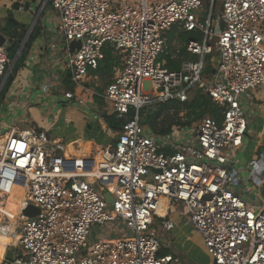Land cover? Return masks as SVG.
Instances as JSON below:
<instances>
[{"label": "built area", "instance_id": "built-area-1", "mask_svg": "<svg viewBox=\"0 0 264 264\" xmlns=\"http://www.w3.org/2000/svg\"><path fill=\"white\" fill-rule=\"evenodd\" d=\"M10 1L31 20L13 58L1 33L0 94L30 34L46 21V30L61 38L50 47L61 53L62 74L79 90L63 91L59 100L84 109L95 95L88 93L90 72L110 50L118 62L99 95L101 111L123 123L112 143L80 161L65 157L66 145L43 130L0 126V201L20 186V208L39 210L33 218L18 211L20 252L5 247L0 264H183L158 254L151 228L160 219L171 231L175 214L203 237L214 264H264V149L251 162L240 159L249 135L246 105L264 87V0H207L205 18L202 0ZM173 31L195 37L168 52ZM72 41L80 42L74 51ZM37 56L31 47L24 66ZM167 58L179 68L170 69ZM53 88L49 79L40 82L38 97ZM196 91L220 109L219 122L206 114L165 134L143 122ZM98 114L91 119L101 120ZM4 222L12 223L3 220L0 228ZM95 225L110 238L89 241Z\"/></svg>", "mask_w": 264, "mask_h": 264}, {"label": "crops", "instance_id": "crops-1", "mask_svg": "<svg viewBox=\"0 0 264 264\" xmlns=\"http://www.w3.org/2000/svg\"><path fill=\"white\" fill-rule=\"evenodd\" d=\"M0 22H5L8 14H11L13 19L22 24L17 16L22 18L29 17L16 11L10 0H0ZM4 2V4H3ZM25 25V24H23ZM26 26V25H25ZM43 28L39 30L38 38L32 44V51L36 53L37 60L34 65L30 67L22 66L16 73L15 84L11 89H7L4 96L1 97V105L3 110H0V126L3 131H9V128L15 125H26L36 127L39 130L47 132L50 140L61 141L65 140V149L72 155L65 154V157H73L78 159H85L90 157V154L94 147H102L112 143L115 140L116 131H112L102 120L91 119V113H100L101 107L99 103L94 101V94L88 97V104L84 109L69 108L64 106L59 100L60 93L65 91H79L75 89L74 84L70 81L69 74H62L61 53L51 49L50 42L55 38V32H49L46 30V21H43ZM60 60V61H59ZM58 62V63H57ZM51 70V71H49ZM38 73L46 75L51 74L49 80L53 84L51 95L38 97L39 83L47 80V78L39 76ZM93 76L92 80L87 84L88 93L94 91L97 93V88L103 86L100 76L95 71L90 73ZM52 78V79H50ZM54 79H59L62 83L61 87H58L54 83ZM98 83V85H97ZM72 87V88H71ZM93 87V88H92ZM105 88V87H104ZM104 88L102 90H104ZM21 89L24 95L18 99L14 97L16 90ZM56 90V91H55ZM252 102L246 105V120L249 128V135L245 141L244 148L249 147L250 142L248 139L252 138L253 146L251 148V160L257 159L259 153L264 149V87L254 90L252 92ZM84 110V111H83ZM100 115V114H98ZM23 121V122H22ZM25 121V122H24ZM47 122V123H46ZM44 128V129H43ZM22 131L24 129H17ZM101 139H106V144L99 142ZM104 141V142H105ZM64 143V142H63ZM69 147H73L75 151H71ZM81 153H78L82 151ZM245 149H243V154ZM79 156H77L78 154ZM76 154V155H73ZM84 154V155H83ZM174 227H181L182 224L188 225L186 219L175 214L171 216ZM155 225L159 226V230L163 233H170L171 231H165L161 228L160 219H158ZM156 231V230H155ZM171 247L174 248V242L171 243ZM167 254H171L170 250H166ZM179 254V252H176ZM177 256V255H176Z\"/></svg>", "mask_w": 264, "mask_h": 264}, {"label": "trees", "instance_id": "trees-1", "mask_svg": "<svg viewBox=\"0 0 264 264\" xmlns=\"http://www.w3.org/2000/svg\"><path fill=\"white\" fill-rule=\"evenodd\" d=\"M25 30H26V26L17 23L11 16V14H8L4 24L0 27V33H2L8 39V55L11 58L14 57L16 51L20 48V45L24 38ZM171 35H172L171 32L168 33L167 35L168 44H170V40L172 37ZM188 35L189 33H181L179 35V40L181 42L187 41L189 39ZM38 36H39V29L35 28L34 31L30 34L27 42L25 43L21 55L17 59L13 67L12 74L9 77V80L7 81L5 87L1 91L0 97L4 96L15 74L24 65V61L26 59L28 50L32 47L33 42L38 38ZM167 60H168L167 66L170 69L176 70L179 68L178 63L170 62L169 58H167ZM117 62H118L117 58L114 56V54L110 50H105L104 57L100 61L97 69L95 70V73H97L100 76V79L102 80L103 83V86L101 87L102 89L111 83L114 73V66L116 65ZM101 88H97L98 90L97 93L103 92ZM93 98L94 101L99 103L100 107L103 106V101L101 98L98 97V95H94ZM173 108L174 110H176L174 117H168V115L163 116V112L165 110H169ZM179 111L180 112L185 111L184 117H182L187 119L185 122H182L180 118H177V114ZM99 114L102 120L104 121V123L112 131H117L121 128L123 123L122 119H118L114 115H106L102 111H100ZM206 114L213 116V118L217 122L220 121V109L217 108L214 104H212L207 96L196 91L193 94H191L190 98L185 102L171 101L161 105L156 111H154V113H151L148 116H146L143 122L153 127L158 133L165 134L170 131L171 126L174 124H178L180 126H189L191 122L200 119ZM164 124L167 125L164 126ZM70 150L75 151L73 147H71ZM78 153L82 154L83 149ZM158 254L164 255L167 254V252L166 250H160Z\"/></svg>", "mask_w": 264, "mask_h": 264}, {"label": "rangeland", "instance_id": "rangeland-1", "mask_svg": "<svg viewBox=\"0 0 264 264\" xmlns=\"http://www.w3.org/2000/svg\"><path fill=\"white\" fill-rule=\"evenodd\" d=\"M0 2H2V1H0ZM3 4H4V2H3ZM202 4H203L202 5V11L204 12L203 18H205L206 12L208 10L207 0H202ZM218 6H219V4H218ZM17 18L20 21H22L21 22L22 24H25V25L30 24L31 18H29V17L22 18L20 16H17ZM2 25H3V22H0V27ZM171 33H172V35H171L172 37L170 40V44H168V52L174 51L175 49H178V48H181L182 45L184 44V42H181L179 40V35L181 33H178L176 31H173ZM59 37L60 36H58V35L56 36L58 43L61 41V38H59ZM188 37L192 38L195 36H194V34L189 33ZM5 45H6V47H8L7 42L5 43ZM38 74H39V76L41 74L42 77H45L47 79H49V77H51V74H49V73H47L46 75H42V73H38ZM50 79H52V78H50ZM53 81L58 87L62 86V83L59 79H54ZM97 85H98V83H97ZM62 88H63V86H62ZM175 111L176 110H174V108L169 109V110H165L163 112V116L168 115V117H174ZM184 114H185V111H181V112L179 111L177 114V118H180V120L182 122H185L187 120L186 118H182V117H184ZM177 118H176V120H177ZM200 119H198V120H200ZM198 120H195V121L191 122L190 124H194ZM161 121H162V119H161ZM166 125L167 124H164V126H166ZM19 126L20 125H15V127L17 129H28L29 128V126L26 125V123H23V125H21V127H19ZM251 139L252 138L248 139L250 141V142H248L250 146L249 147L246 146V149L244 148L245 149L244 154L242 152L240 155V159H241V162L243 164H246V163L252 161L250 158L252 155L251 154V148L253 146V141H252L253 139L252 140ZM105 140L106 139H101V140H99V142H102V144L105 145L106 144ZM63 142H64V144H66L65 140ZM69 149H71V147H69ZM260 153H259V155H260ZM73 155H76V154H73ZM80 155H82V154H80ZM77 156H79V154ZM236 171H238V170H236ZM237 174H239V173H237ZM11 200H12L11 198H8L4 201H0V203H2V205H0V223H2L3 220L12 222L11 224L8 222H4L7 225V227L10 226V227L14 228V232L9 233L11 240H12V243H10L7 247H11L13 252L19 253L20 247H19V244L17 243V241H18V230H17L18 218L15 219L17 217V213H15L11 207L12 206ZM157 214L162 216L163 215L162 210H158ZM151 228H153L154 230H156L155 232H157L156 235H157L159 243H160V250L169 249L171 254H173L175 256L177 255L183 264H214L211 257L209 256V254L207 252V248L205 246V242H204L203 237L198 232H196L195 229L192 226H190L189 224L188 225L182 224L181 227H179V228L176 227L170 233L161 232L159 230L158 225H153V226H151ZM104 232H105V228H102L98 225L92 226L89 241H92V240L98 241V239H100V238L109 239L110 234L108 232L107 233H104ZM172 242H174V248L171 247ZM2 251L4 252V249ZM2 251H0V253ZM176 252H179L180 255H178V253H176ZM1 257L2 256H0V258Z\"/></svg>", "mask_w": 264, "mask_h": 264}, {"label": "water", "instance_id": "water-1", "mask_svg": "<svg viewBox=\"0 0 264 264\" xmlns=\"http://www.w3.org/2000/svg\"><path fill=\"white\" fill-rule=\"evenodd\" d=\"M5 42H6L5 37L0 33V45H3ZM79 45H80L79 41H72L70 43L71 51H74L75 49H77ZM104 199L108 204L112 203V197L108 192L104 193ZM19 211L26 218H33L39 213L38 208L32 205L23 206L19 209ZM12 256H13V253L11 251H8L6 253V259H12Z\"/></svg>", "mask_w": 264, "mask_h": 264}, {"label": "bare ground", "instance_id": "bare-ground-1", "mask_svg": "<svg viewBox=\"0 0 264 264\" xmlns=\"http://www.w3.org/2000/svg\"><path fill=\"white\" fill-rule=\"evenodd\" d=\"M65 154H66V156L70 154V152L67 150V148L65 149ZM70 155H72V154H70ZM23 191L24 190L22 189V187L16 186V187H14V189H13V191H12V193H11V195L9 197H7L5 199H2V201H4V200H6L8 198H11L12 199L11 200V205H12L11 207L14 210V212L17 213V214H18V211H19V208H20V203L22 202ZM0 205H2V203H0ZM158 210H162L163 215H164L165 211H164V209H162V207H159ZM4 250H5V248H4ZM3 253L4 252L2 251L0 253V256H2Z\"/></svg>", "mask_w": 264, "mask_h": 264}, {"label": "clouds", "instance_id": "clouds-1", "mask_svg": "<svg viewBox=\"0 0 264 264\" xmlns=\"http://www.w3.org/2000/svg\"><path fill=\"white\" fill-rule=\"evenodd\" d=\"M12 232H14V228L10 226L0 228V251H2L10 243H12L11 237L9 235V233H12Z\"/></svg>", "mask_w": 264, "mask_h": 264}]
</instances>
